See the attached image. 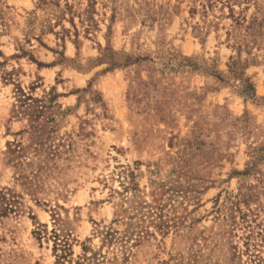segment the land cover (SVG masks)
<instances>
[{
  "label": "rangeland",
  "instance_id": "obj_1",
  "mask_svg": "<svg viewBox=\"0 0 264 264\" xmlns=\"http://www.w3.org/2000/svg\"><path fill=\"white\" fill-rule=\"evenodd\" d=\"M62 239L64 264L264 257V0H0V264Z\"/></svg>",
  "mask_w": 264,
  "mask_h": 264
},
{
  "label": "trees",
  "instance_id": "obj_2",
  "mask_svg": "<svg viewBox=\"0 0 264 264\" xmlns=\"http://www.w3.org/2000/svg\"><path fill=\"white\" fill-rule=\"evenodd\" d=\"M226 1L229 4L230 3L234 4V2H236V0H226ZM229 9H230V12H233L231 5H229ZM19 91H20V95H25L22 90H19ZM25 99H31V97L26 96ZM28 107H30V105H28ZM36 107H43V106L41 104H36L33 108L35 109ZM104 232H105L104 238L108 239V237L111 236L110 231L107 229ZM55 236H58V235L55 234ZM57 245H59V249H60V253L56 254L58 257L57 262L60 261V264H64L66 258L71 255L69 239H62ZM252 256H253V261L255 262V264H264V257H260V255L258 254H252ZM76 264H81V263L76 262Z\"/></svg>",
  "mask_w": 264,
  "mask_h": 264
}]
</instances>
